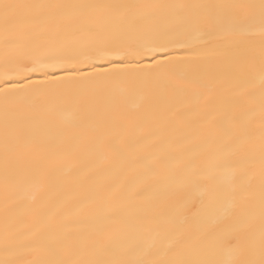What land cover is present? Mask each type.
I'll use <instances>...</instances> for the list:
<instances>
[{
	"label": "snow or ice",
	"instance_id": "6c2138e0",
	"mask_svg": "<svg viewBox=\"0 0 264 264\" xmlns=\"http://www.w3.org/2000/svg\"><path fill=\"white\" fill-rule=\"evenodd\" d=\"M0 25V264H264V0H0ZM173 82L202 122L177 129ZM129 125L180 139L126 154L101 132ZM85 136L113 165L53 183L45 146Z\"/></svg>",
	"mask_w": 264,
	"mask_h": 264
},
{
	"label": "bare ground",
	"instance_id": "6f19581e",
	"mask_svg": "<svg viewBox=\"0 0 264 264\" xmlns=\"http://www.w3.org/2000/svg\"><path fill=\"white\" fill-rule=\"evenodd\" d=\"M13 3L33 4V3H73V2H96V0H10ZM109 2H122V3H203V4H216V3H258V0H109ZM258 39V37L256 38ZM5 54L4 33L2 25H0V60L3 59ZM10 55L14 53H9ZM170 87L178 91L179 95L176 104L171 109V112L177 113L173 117L177 129H183L185 124H195L202 122L200 115V104L196 101L198 89L186 82H173ZM215 100V97H214ZM125 110L129 112H137L143 115L147 111V103L141 105L140 108L134 106V102H127ZM34 117H25L31 119ZM259 120V115L256 117ZM101 132L114 136V142L117 147L123 149L125 153H138L146 150V146L150 141L159 142L163 139L165 143L163 147L172 150L180 137L171 136L167 131L160 129H153L145 126L143 129L125 126L116 129L114 132L109 129H101ZM88 143V137H82L79 143L68 141L63 144L55 145L49 144L46 147L44 165L53 183L58 179L67 181L72 184L76 181H85L91 172L97 169L110 168L116 157L113 152L104 148V159L98 160L94 156L89 155L85 145ZM36 152L25 150L22 152L17 166L23 170L29 168L33 161L36 159ZM259 175L253 178L254 184H259ZM3 182L4 171L3 164L0 161V219L3 217L4 211V197H3ZM195 210L194 208L192 209ZM0 258H3V253L0 252Z\"/></svg>",
	"mask_w": 264,
	"mask_h": 264
}]
</instances>
